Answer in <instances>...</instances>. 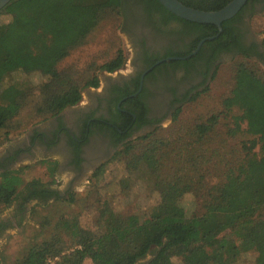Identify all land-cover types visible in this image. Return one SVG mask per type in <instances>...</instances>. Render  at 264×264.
<instances>
[{
	"label": "trees",
	"instance_id": "16d2710c",
	"mask_svg": "<svg viewBox=\"0 0 264 264\" xmlns=\"http://www.w3.org/2000/svg\"><path fill=\"white\" fill-rule=\"evenodd\" d=\"M180 1L202 10H217L230 0ZM144 2L149 14L178 20L186 30L198 34L189 51L168 52L165 56H186L199 40L218 32L214 24L192 22L172 14L157 0ZM120 3L121 0H10L0 10V132L32 99V115L39 118L36 122L44 121L77 104L84 87H97L98 69L110 72L122 65L124 57L119 49L111 59L85 76H78L69 68H58L59 62L97 27L106 10L116 9L121 14ZM243 7L223 21L221 32L205 40L195 54L163 61L154 69L165 65L187 67L205 47L228 49L229 43L224 41L232 33L229 25L240 18ZM2 17L7 20L2 21ZM253 47H238L235 54L249 61L235 64L232 85L220 101V111L228 113L232 125L227 133L241 131L240 125L244 122L243 131L252 136L241 144V155L233 149L232 159L227 160L219 149H212L208 157L209 150L202 144L192 146L182 142L172 146L169 139L151 138L152 131L131 140L127 138L129 131L119 134L113 129L117 137L127 139L111 157V160L125 159L129 177L121 182H133L135 175L145 176L158 194L155 205L143 216L117 212L110 215L104 206L109 201L98 195L89 202L88 197L85 203L89 202L88 207L94 214L87 224L80 223L78 214L60 215L52 224L50 237L29 246L13 264H85V260L89 264H134L152 248L146 264H174L173 257H179L181 264H235L242 254L249 252L255 256V264H264V193L255 186L264 166V70L259 72L252 67L251 60L258 62L252 55L263 59L262 53ZM210 66L208 61L205 67ZM34 70L46 77L34 88L27 87L26 82L5 81L15 72ZM189 94L191 90L186 95ZM120 106L131 111L123 104ZM217 117L212 114L190 129L187 127L184 137L193 134L203 138L216 124ZM119 128L124 130L125 126ZM137 140L146 141L137 147ZM256 146L259 156L254 151ZM41 163L48 164L53 174L56 161L44 159ZM212 167L219 174L211 182L207 174ZM103 168V164L98 166L92 176L99 175ZM22 182L19 168H5L0 172L1 205L10 204L23 192H29L40 202L60 196L57 190H51L38 179L26 182L19 192ZM184 196L197 207L195 211L183 205Z\"/></svg>",
	"mask_w": 264,
	"mask_h": 264
},
{
	"label": "rangeland",
	"instance_id": "374dc122",
	"mask_svg": "<svg viewBox=\"0 0 264 264\" xmlns=\"http://www.w3.org/2000/svg\"><path fill=\"white\" fill-rule=\"evenodd\" d=\"M1 20L6 21L7 19L2 17ZM246 24L264 47V10L251 12L246 19ZM121 27L122 15L116 9L106 10L97 27L89 33L79 46L72 49L59 62L58 68H69L76 75L85 76L87 72H93L95 67L111 59L117 53V50L120 49L124 57L122 65L116 71L108 72L98 69L96 71L99 80L98 86L104 82L103 80L106 77L117 76L118 71L129 72L132 47L128 36L121 31ZM239 61L249 60L244 59L240 55H232L231 57L228 56L218 60L209 80L204 84L195 86V89L191 92L195 96L192 97L193 94L185 96L184 94L181 98L184 100L177 105L176 108L178 109L176 112H174V109L169 117L160 121L151 129L140 130L128 139L133 140L142 134L152 131L151 138L169 139L171 141L169 145L172 146L180 145L182 142L190 143L192 146L202 144L207 148L206 150H209L207 153L208 157L212 155V149H219L227 160L232 159L231 150L233 149H237L241 155V144L251 139L252 136L243 131L245 128L244 122L240 125L241 131L229 135L227 133V128L231 125L229 124V115L220 111L221 98L228 93L232 85L234 67ZM251 63H253L252 67L259 72L264 70V65L259 62L251 60ZM181 71L182 69L176 68L174 75L179 78ZM45 78L40 71L34 70L27 73L15 72L8 75L5 81L26 82L28 83L27 87L34 88ZM87 90L94 91V87H84L81 90V100L70 107L87 105L89 102ZM33 102L34 100L32 99L31 103L33 104ZM31 103L26 104L11 124L1 130L0 158L7 153L9 148L19 145L24 147H27V144L32 145L33 136L29 133L34 134L37 131L36 128L46 127L45 122L48 119L36 122L39 118L32 115ZM174 113L176 114L173 116ZM212 114H217L218 116L216 124L204 134L203 138H198L193 134L184 137L187 127L190 129L196 122L205 121ZM146 140H137V147H141L138 143L141 144L142 141L145 143ZM33 146L32 155H26L11 165L12 169H20V176L23 182L19 187V192H21L26 182L38 179L48 187L56 189L60 196L57 199L50 198L46 202L27 203V209L23 216L16 215L20 195H17L8 205L0 204V221L8 222L0 234V264H13L16 259L21 258L25 254L29 246L50 237L53 233L52 224L62 214H78L80 223L82 225L87 224L91 218L90 216L94 214L88 204L94 201L98 195H100L101 199L109 201L104 206H106L107 213L110 215L112 212H117L138 213L143 216L150 211L158 199L157 192L153 190L151 184L142 174L135 175V181L133 182L130 180L125 184L121 182L122 179L129 177V173L125 168L124 157H121L119 161L111 160L114 154L112 153L99 160L100 165H104L103 171L99 175L92 176L93 173H91L71 183V171L63 168L57 171L54 170L53 174H51L49 165L41 163L45 159L42 148L39 144ZM119 148L120 146L115 151ZM254 151L258 156L260 155L258 146L254 148ZM53 156L55 157L53 161H62L63 157L60 152H54ZM214 170H216V173H213ZM218 174V169L212 167L207 174V178L211 182L216 181ZM65 175L69 177L66 184L65 180L62 179ZM255 186L264 193V166L255 181ZM77 188H82V190L77 191ZM88 197L89 202L85 203V199ZM182 202L189 211L197 209L188 196H184ZM152 251L153 248L134 264H146L152 256ZM172 260L174 264L182 263L179 257H173ZM84 262L85 264L90 263L89 260ZM235 264H255V256L252 252L242 254Z\"/></svg>",
	"mask_w": 264,
	"mask_h": 264
},
{
	"label": "flooded vegetation",
	"instance_id": "af4514ba",
	"mask_svg": "<svg viewBox=\"0 0 264 264\" xmlns=\"http://www.w3.org/2000/svg\"><path fill=\"white\" fill-rule=\"evenodd\" d=\"M261 9L264 10L263 0H250L243 7L240 18L231 21L229 28L232 33L224 41L229 43L228 49L205 47L187 67L165 65L154 69L161 62L172 60H163L173 57L165 56L166 53L189 51L198 34L194 30H186L178 20L149 14L144 0H121V31L128 36L132 47L129 72L118 71L117 76L106 77L94 91L87 90V105L66 107L49 118L45 122L46 127L36 128L34 134L29 133L33 136L32 145L9 148L0 158V172L5 168L12 169V164L32 155L33 145L39 144L47 160H55L54 152L62 154V161L56 160L55 170L64 168L71 171V183L93 173L100 166L99 160L114 153L126 139L117 137L113 129H117L119 134L129 131L130 136L140 130L151 129L171 115L184 94L190 90L193 92L195 86L209 80L218 60L236 55L239 46H254L262 53L263 59L252 55L253 58L264 65L262 42L246 24L252 10ZM155 58L154 63H148ZM157 61L160 62L156 64ZM208 61L211 62L209 69L205 67ZM176 68L182 69L179 78L174 75ZM121 104L131 111L123 110ZM120 126H125V129L121 130ZM26 196H30L29 192L20 195L16 215H24L27 203L39 201L34 196L24 200ZM7 223L0 221V234Z\"/></svg>",
	"mask_w": 264,
	"mask_h": 264
},
{
	"label": "water",
	"instance_id": "95a60500",
	"mask_svg": "<svg viewBox=\"0 0 264 264\" xmlns=\"http://www.w3.org/2000/svg\"><path fill=\"white\" fill-rule=\"evenodd\" d=\"M9 1L10 0H0V10ZM157 1L169 12L182 19L197 23L214 24L218 29V32L216 34L202 38L197 43L195 49L190 54L180 57L181 59H185L190 55L195 54L205 40H211L215 38L222 30L221 23L233 17L247 2V0H230L224 6H222L217 10H202L185 5L180 0H157ZM180 58L173 56V57L165 58L163 60L180 59ZM159 62L160 61H157L156 64Z\"/></svg>",
	"mask_w": 264,
	"mask_h": 264
},
{
	"label": "clouds",
	"instance_id": "9594fccd",
	"mask_svg": "<svg viewBox=\"0 0 264 264\" xmlns=\"http://www.w3.org/2000/svg\"><path fill=\"white\" fill-rule=\"evenodd\" d=\"M62 179L65 180V184H66L69 177L65 175L64 177H62ZM81 190H82V188H77V191H81Z\"/></svg>",
	"mask_w": 264,
	"mask_h": 264
}]
</instances>
